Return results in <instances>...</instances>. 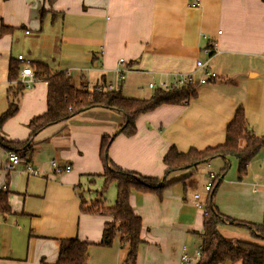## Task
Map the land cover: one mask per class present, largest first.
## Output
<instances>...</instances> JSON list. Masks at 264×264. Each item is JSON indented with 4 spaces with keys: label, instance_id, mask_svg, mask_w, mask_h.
I'll use <instances>...</instances> for the list:
<instances>
[{
    "label": "crops",
    "instance_id": "1",
    "mask_svg": "<svg viewBox=\"0 0 264 264\" xmlns=\"http://www.w3.org/2000/svg\"><path fill=\"white\" fill-rule=\"evenodd\" d=\"M210 42L213 55L207 49ZM19 55L54 73L65 72L76 89L112 84L130 98H150L155 90L151 82L172 84L180 74L199 79L203 70L198 61H208L216 77L198 83L197 97L188 103L164 104L141 114L132 136L120 133L122 112L94 107L38 132L25 148L27 156L12 170L6 168L12 150L1 147L0 190H8L13 213L0 215V264H56L65 238L91 243L87 264L125 263L127 245L118 238L109 247L98 245L112 218L81 209L84 202L96 200L85 197L83 184L86 177L102 178L104 137L112 136L109 167L162 181L163 159L172 146L187 152L224 143L239 106L254 133L264 135L262 0H0V116L16 85L8 80L10 62ZM19 63L22 70L26 63ZM119 70H124L123 80ZM47 96V82L36 78L22 91L19 110L4 123L2 137L27 141L29 122L47 110ZM52 160L70 165L71 171L56 173ZM27 166L39 173H30ZM201 169L192 175L190 169L168 174L166 182L173 183L161 198L131 194L143 224L135 264H181L183 254L193 256L202 245L205 206L196 207L194 194L200 192L206 204L214 190L205 191L212 172L203 178ZM240 185L244 197L262 200L254 187L238 181L235 188ZM227 227L234 230L235 225L218 226L225 238L231 232ZM241 233L227 239L259 244Z\"/></svg>",
    "mask_w": 264,
    "mask_h": 264
},
{
    "label": "trees",
    "instance_id": "2",
    "mask_svg": "<svg viewBox=\"0 0 264 264\" xmlns=\"http://www.w3.org/2000/svg\"><path fill=\"white\" fill-rule=\"evenodd\" d=\"M262 1L264 2V0ZM207 49L210 51V55H213L215 53L214 43L210 42ZM19 61H11L8 70V80L16 85L9 93L10 101L7 111L0 116V147L11 149L20 157L27 156L25 148L31 144L38 132L53 123L68 120L84 110L104 107L122 112L124 123L120 133L132 136L136 132V120L141 114L155 110L164 104L181 105L188 103L197 97V82L168 90L156 88L150 98L126 97L120 90H79L74 87L71 78L65 72L54 73L48 66L34 62L30 63V66L35 78L42 79L48 84L47 110L29 122L31 134L27 141L12 143L2 137L1 130L4 123L18 112L19 98L26 88L20 82L21 67ZM111 140L112 136L104 137L102 140L104 162L102 176L106 185L110 186L112 183H116L115 204L106 207L102 199H96L91 202H84L81 207L84 213H100L112 218L110 222L106 223L103 237L98 245L109 247L118 238L122 245H127L128 253L124 264H135L139 245L143 242L141 238L143 224L141 217L130 203L131 194L135 191L155 193L161 198L164 189L173 183H167L165 180L171 172L196 169L202 163H207L215 158H222L224 160L222 174L218 175L219 179L212 183L211 188L213 187L214 192L211 193L205 204L202 257L197 264H226L229 262L234 264H264V246L240 240L233 241L225 238L218 231L219 225L228 222L244 227L251 233L262 235L263 226L232 220L230 217L223 216L214 203L216 191L221 186L224 175L230 167L229 159L232 157L238 159L239 179L242 180L247 174L251 161L264 149V135L257 136L254 133L247 122L246 111L243 106L237 108L233 120L228 125L224 143L203 150L190 149L187 152H181L172 146L163 159L166 171L162 181L159 178L144 177L119 167H109L107 165V152ZM195 171L192 170L190 175L194 174ZM188 177L189 175L179 181L185 182ZM12 213L8 200V190L1 189L0 215L6 217ZM90 245V242L79 238L61 239L59 258L56 264H87Z\"/></svg>",
    "mask_w": 264,
    "mask_h": 264
},
{
    "label": "rangeland",
    "instance_id": "3",
    "mask_svg": "<svg viewBox=\"0 0 264 264\" xmlns=\"http://www.w3.org/2000/svg\"><path fill=\"white\" fill-rule=\"evenodd\" d=\"M4 77L5 73L2 72V79ZM142 97L145 98L148 97V95L145 94ZM229 160L230 167L224 175L220 188L216 192V203L220 210L223 213H227L226 216L230 217L232 220L263 226V233L262 235H257L251 233L244 227L235 225L234 230L231 227H227L231 232H228L229 237H226L231 238L234 237V235L242 237L241 232H247L255 241L259 242L258 245L264 246V237H261L264 236V149L251 161L248 166L247 174L242 180L239 179L238 159L232 157ZM201 166L205 168V175L202 176L203 178H207L210 172L220 175L224 168V160L222 158H215L209 163H202L196 169L190 170L191 172L192 170H200ZM203 180L204 179L201 180V184H204ZM238 181L241 183H248L250 186L254 187L256 194L260 195L262 200H259V197L255 198L253 195L244 197L241 194L244 189L243 185L235 188ZM83 187L86 190L85 197H89V200L102 199L106 207H111L115 204L117 197L116 183H112L110 186L106 185L103 176L99 179L96 177H91L90 179L86 177ZM251 236L250 238L253 239ZM122 254L125 255L126 251L122 250Z\"/></svg>",
    "mask_w": 264,
    "mask_h": 264
},
{
    "label": "built area",
    "instance_id": "4",
    "mask_svg": "<svg viewBox=\"0 0 264 264\" xmlns=\"http://www.w3.org/2000/svg\"><path fill=\"white\" fill-rule=\"evenodd\" d=\"M18 60L26 63L21 70L20 82L23 83V85L26 88H29V87H31L32 83H34L36 81L33 70L30 66V62L28 60H26L23 55H19ZM120 64L121 65L124 64L123 59L120 61ZM197 67H199L200 69L203 70V73L199 79H197L194 76V74H192V73L180 74V76H178V79L172 84L166 83V82H161L158 85L155 82H151L149 84V87L153 88V89L162 88V89L168 90L170 88H180L181 86L196 83V82L199 84H205L209 79H213L216 77V74L213 71L208 69V61H205V62L198 61ZM119 77L121 80H123L125 78L124 70H119ZM99 89L100 90L101 89H107V90L113 91V90H115V86L111 84V85H107L105 88L100 87ZM20 161H21L20 155L14 151H10L8 153V164H7L6 168L8 170H12L16 167V165ZM51 166L56 173H66V172L71 171L70 165H62L57 160H52ZM27 169L30 173H33V174L39 173V171H37L36 169H34L31 166H27ZM209 176H210V179L212 180V182L209 183L205 187V191L210 193L213 189V187L211 188L212 183L214 181H217L219 179V176L214 174V173H211ZM194 199L196 200V207L197 208L202 209L205 206V203L202 201V195L200 192H196L194 194ZM201 257H202V245L199 247V249L195 252V254L193 256H190L188 254H183L180 258V262H181V264H197V262L200 260ZM226 264H234V263L229 262Z\"/></svg>",
    "mask_w": 264,
    "mask_h": 264
}]
</instances>
